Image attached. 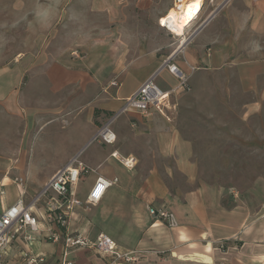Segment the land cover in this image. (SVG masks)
<instances>
[{"label": "crops", "instance_id": "1", "mask_svg": "<svg viewBox=\"0 0 264 264\" xmlns=\"http://www.w3.org/2000/svg\"><path fill=\"white\" fill-rule=\"evenodd\" d=\"M214 1L188 39L178 42L163 37L155 26L147 33H135L118 25L139 21L136 16L102 13L76 21L85 24V33L72 35L75 42L69 45L84 47V65L70 56L64 65L53 64L47 69L52 91L69 87V93L53 95L46 103L43 98L34 100L42 110L36 128L44 115L73 127L60 140L49 169L30 157L34 133L24 152V166L22 161L13 165L6 153L0 155L4 189L0 213L19 196L8 168H19L17 175L24 176L23 201L29 205L50 176L77 155L92 170L82 173L73 186L77 198H86L98 175L117 178V182L104 190L97 204L75 206L67 231L89 238L103 232L120 246L139 250L140 258L133 264H264L262 185L238 196L203 180L199 171L202 152L215 150L216 144L205 140L210 133L204 130L201 114L231 118L238 109L243 119L258 116L264 109V0ZM156 18L155 13V25ZM68 19L76 24L71 16ZM164 61L187 77V89L178 87V75L163 68L155 81L168 92L166 108L162 112L152 108L147 117L129 111L112 123L114 142H90L107 116ZM114 79L118 85L111 84ZM209 86L213 88L210 95L188 94ZM2 144L1 151H11L6 138H0ZM121 156L133 157L134 165L124 166ZM257 182L264 183L263 178ZM44 201L32 206L37 228L27 229L30 240L19 238L8 245L0 252L1 264H26L29 258H35L33 264H56L63 257L76 264L109 263L91 248L65 255L63 234L45 217ZM149 206L173 212L176 225L152 218ZM58 232L59 238L53 240Z\"/></svg>", "mask_w": 264, "mask_h": 264}, {"label": "rangeland", "instance_id": "2", "mask_svg": "<svg viewBox=\"0 0 264 264\" xmlns=\"http://www.w3.org/2000/svg\"><path fill=\"white\" fill-rule=\"evenodd\" d=\"M214 3V0H203L200 13L184 27L183 34L177 36L162 28L158 18L156 25L152 22L155 13L160 17L174 7L173 0H0V138H6L7 147L11 149L0 150V155L6 153L13 165L22 161L24 166V152L34 133L30 157L44 169L54 163L60 140L69 136L72 124L44 115L36 128V117L42 110L34 100L43 98L46 103L53 95L69 93V87L52 91L47 69L53 64L64 65L68 61L66 57L70 56L84 65V47L69 45L75 42L72 35L83 37L85 33V24L76 21L86 15L102 13L136 16L139 21L133 23L98 25L115 27L118 24L135 29V33L138 30L147 33L155 26L163 37L178 42L190 36ZM69 16L76 24L68 23ZM193 93L210 95L213 88L201 87L188 94ZM239 115L238 109L231 113V118L212 117L207 112L200 115L205 118L201 121L204 130L210 133L205 140H214L216 144L215 150L202 152L199 157L201 178L238 196L256 186L264 188V183L257 182L259 178L264 181V109L252 118L240 119ZM18 172L19 168L11 166L7 175L13 177Z\"/></svg>", "mask_w": 264, "mask_h": 264}, {"label": "built area", "instance_id": "3", "mask_svg": "<svg viewBox=\"0 0 264 264\" xmlns=\"http://www.w3.org/2000/svg\"><path fill=\"white\" fill-rule=\"evenodd\" d=\"M180 1L181 0H173L174 7H177ZM166 15L167 13L165 16ZM158 23L161 27L175 34V31L161 22V17L158 18ZM165 67L171 73L179 76L180 82L178 87L187 89V77L183 75L174 64L164 61L156 70L147 76L131 94L123 99V103L119 109L107 116L105 121L98 127L97 131L90 139V142H114L115 133L111 127L112 123L129 111L138 112L144 117L151 114L152 108L162 112L163 109L166 108L168 92L161 90L155 80L159 72ZM111 84L118 85L119 82L114 79ZM118 159L126 167H132L135 162L133 157L121 156ZM90 171L92 170L84 165L78 159L77 155L72 156L64 166L58 168L41 186L40 190L32 197L29 205H24L23 201L26 185L24 176L15 175L11 177V182L17 187L19 196L0 213V252L19 238L30 240V235L26 232L27 229L35 230L37 228V218L32 206L44 198L46 208L45 217L53 220L58 226L59 232L63 234L65 255L67 252L79 248H91L106 256L109 259L108 264H133L138 261L141 253L139 250L124 248L103 232H99L94 238H89L81 233L67 231L68 216L75 206L84 205L88 207L97 204L104 190L117 182V178L108 179L98 175L86 198L82 201L75 196L73 186L78 182L82 173H88ZM1 194H4V189L2 179L0 178V195ZM148 213L152 218L161 220L170 227L176 225L173 212L165 207L149 206ZM59 232L52 235L53 240L59 238ZM34 262L35 258H29L26 264H33ZM56 264L76 263L73 260L63 257Z\"/></svg>", "mask_w": 264, "mask_h": 264}, {"label": "bare ground", "instance_id": "4", "mask_svg": "<svg viewBox=\"0 0 264 264\" xmlns=\"http://www.w3.org/2000/svg\"><path fill=\"white\" fill-rule=\"evenodd\" d=\"M203 0H181L177 7L168 9L167 15L161 16V22L175 31V35H182L183 29L196 16Z\"/></svg>", "mask_w": 264, "mask_h": 264}]
</instances>
